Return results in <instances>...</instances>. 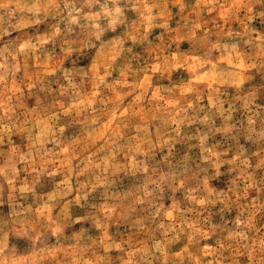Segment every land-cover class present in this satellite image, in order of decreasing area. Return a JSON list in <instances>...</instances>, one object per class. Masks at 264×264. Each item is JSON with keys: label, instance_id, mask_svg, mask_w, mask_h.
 Instances as JSON below:
<instances>
[{"label": "clouds", "instance_id": "9594fccd", "mask_svg": "<svg viewBox=\"0 0 264 264\" xmlns=\"http://www.w3.org/2000/svg\"><path fill=\"white\" fill-rule=\"evenodd\" d=\"M0 264H264V0H0Z\"/></svg>", "mask_w": 264, "mask_h": 264}]
</instances>
